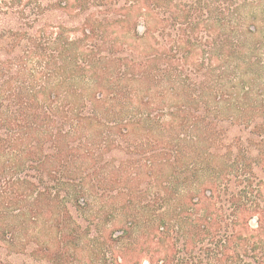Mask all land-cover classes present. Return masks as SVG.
Segmentation results:
<instances>
[{
	"label": "trees",
	"instance_id": "obj_1",
	"mask_svg": "<svg viewBox=\"0 0 264 264\" xmlns=\"http://www.w3.org/2000/svg\"><path fill=\"white\" fill-rule=\"evenodd\" d=\"M114 4L0 0V264H264V0Z\"/></svg>",
	"mask_w": 264,
	"mask_h": 264
},
{
	"label": "rangeland",
	"instance_id": "obj_2",
	"mask_svg": "<svg viewBox=\"0 0 264 264\" xmlns=\"http://www.w3.org/2000/svg\"><path fill=\"white\" fill-rule=\"evenodd\" d=\"M132 1L133 0H113V2H115L114 8L118 9L119 12H123L126 10L123 7L127 8L129 5H131ZM91 9L95 10V11L100 10L101 11L100 14H106L108 12L106 10H103V9H105V6H96V7L93 6ZM113 13L114 14H110V17H118L120 15L119 13H115V12H113ZM129 16L133 18V16L131 14H129ZM134 16H135V14H134ZM47 21H46V25H47ZM54 21H55L54 17L49 19V23H51V22L53 23ZM71 25H72V23L69 24V26H71ZM139 30L141 32L144 30V26L142 24L139 26ZM53 31H55V29H53ZM247 160H250V159H247ZM232 164H235L234 160H233ZM238 164H235L234 167H232L231 169L236 171ZM258 168L259 167L254 166L255 171H257ZM232 176H233V174H232ZM218 207H219V209L222 210L221 212H223V217L225 216L224 214L230 213L233 209V205L229 202V198L225 194L221 195V198L218 201ZM95 209L99 210V206L96 205ZM74 216L78 222H80L84 225L87 224L88 223L87 220L92 217L90 214H88L86 211H83V210L77 211L76 213H74ZM224 220H225V218H224ZM256 221H257V219L253 218V220L251 222V224H252L251 227L254 229L258 228V224L256 223ZM99 226H101V224H99ZM113 229H116L115 221L110 222L108 224L104 233L106 232V230L111 231ZM230 231H231V229H230ZM92 233H94L95 235L100 234V232L98 230H96L95 228H93ZM103 236L100 237L98 244H101V242L103 241ZM227 243H228V240H227L226 244L223 246L220 244V242L215 243V244L211 245L210 247H206V248H205V246H199L198 249L196 250V254L192 255L191 260L189 261V264H193V263L210 264V262H211L210 259L213 257L212 255L215 252H217L218 250L221 251L223 249V251H224ZM209 248L211 249L210 251H212V252H208ZM261 250H264V249H261ZM116 254L117 253L114 252V255H116ZM145 254H147V253H145ZM109 255L111 256V253H109ZM157 256L158 255L155 254V258ZM194 256H197V258H193ZM89 257H90L89 254L87 256H83V260L81 261V264H93L92 261L96 262L94 264H112V262L110 261L112 259L108 258L105 261V259H101V255H98L93 260H91ZM11 260H12V262H14L16 264H56L54 262V260L50 261L48 259V256H46L44 253H39L38 256H36V257H34L30 254H27V253H25V254H21V253L13 254V256L11 257ZM74 262H75L74 260H71V261H68V264H72ZM143 264H151V263L147 259H144Z\"/></svg>",
	"mask_w": 264,
	"mask_h": 264
}]
</instances>
